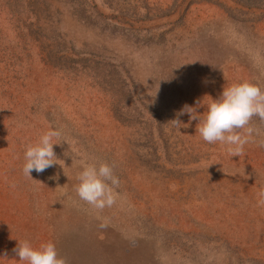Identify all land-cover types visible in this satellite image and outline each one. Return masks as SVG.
<instances>
[{
    "label": "rangeland",
    "instance_id": "1",
    "mask_svg": "<svg viewBox=\"0 0 264 264\" xmlns=\"http://www.w3.org/2000/svg\"><path fill=\"white\" fill-rule=\"evenodd\" d=\"M242 82L264 90V0H0V264L21 241L68 264H264V148L230 157L178 115ZM50 129L61 161L30 179ZM85 161L113 167L112 207L77 196Z\"/></svg>",
    "mask_w": 264,
    "mask_h": 264
},
{
    "label": "clouds",
    "instance_id": "2",
    "mask_svg": "<svg viewBox=\"0 0 264 264\" xmlns=\"http://www.w3.org/2000/svg\"><path fill=\"white\" fill-rule=\"evenodd\" d=\"M187 113L189 122L198 121L196 133L208 144L219 143L225 147L230 157H239L244 154L245 145L256 143L264 148V139L255 140L254 134L259 135V130L251 126L253 118H258L264 123V90L250 82H242L224 87L220 97L211 99L207 112L198 114L193 107L185 105L178 115ZM172 124L177 130L188 124L173 119ZM59 130H48L39 139L35 146H28L25 153L23 174L30 178V173H42L47 168L57 165L59 161L54 152V141L59 140ZM79 183L75 192L80 200L92 208L103 211L112 207L119 193L116 189L120 180L114 175L113 167L107 163L90 164L82 162V171L77 177ZM33 180V179H32ZM35 181V180H34ZM257 206L264 207V188L256 193ZM98 227H108L107 221L101 222ZM23 264H68L67 259L58 255L56 246L52 242L42 244L38 249L32 247L27 241L18 242L13 250Z\"/></svg>",
    "mask_w": 264,
    "mask_h": 264
}]
</instances>
